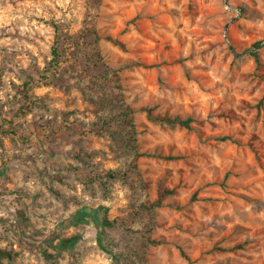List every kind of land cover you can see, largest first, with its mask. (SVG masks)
<instances>
[{"label": "rangeland", "instance_id": "rangeland-1", "mask_svg": "<svg viewBox=\"0 0 264 264\" xmlns=\"http://www.w3.org/2000/svg\"><path fill=\"white\" fill-rule=\"evenodd\" d=\"M0 249L264 264V0H0Z\"/></svg>", "mask_w": 264, "mask_h": 264}, {"label": "trees", "instance_id": "trees-1", "mask_svg": "<svg viewBox=\"0 0 264 264\" xmlns=\"http://www.w3.org/2000/svg\"><path fill=\"white\" fill-rule=\"evenodd\" d=\"M56 44L54 45L53 49H52V60L48 63V68H47V73H49V75L51 76H55L58 71H60L62 69V65L66 64L67 62H69V58H68V51L70 48L71 44H75L80 42L81 39H83L84 36H79V39L77 41L72 42V40L74 39V37L72 36H67L64 31L57 26L56 27ZM88 34L90 35L91 32L88 31ZM70 42V43H69ZM260 46V43H258L256 45V47L258 48ZM253 57L255 58V61L259 64L261 59L260 56L258 54V49L257 51H255L253 53ZM25 91H24V97L25 99L31 101L32 97L29 95V88H30V83H26L25 85ZM153 111L151 109H148V118L151 121L154 122H160V123H167L170 125H179L183 128L186 129H191L192 128V123H193V119L188 118L186 120L180 118V117H176V118H169V117H160V116H154ZM8 123H10V121H6ZM21 213L25 216V213H23L21 211ZM84 215V212L81 211L78 216L75 218V220H79L81 218V216ZM103 224H105L106 226L108 225H112L111 223H109V221L107 220V218H104L102 221ZM59 247L61 250H63L66 245L65 242L62 241L59 244ZM3 259H8L11 260V255L10 253L6 252L5 250L0 249V264L2 262Z\"/></svg>", "mask_w": 264, "mask_h": 264}]
</instances>
